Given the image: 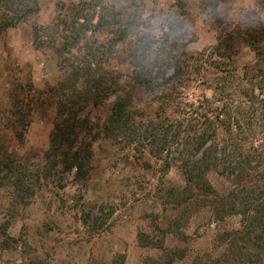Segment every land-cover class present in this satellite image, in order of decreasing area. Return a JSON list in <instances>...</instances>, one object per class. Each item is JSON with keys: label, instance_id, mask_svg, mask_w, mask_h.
I'll use <instances>...</instances> for the list:
<instances>
[{"label": "trees", "instance_id": "obj_1", "mask_svg": "<svg viewBox=\"0 0 264 264\" xmlns=\"http://www.w3.org/2000/svg\"><path fill=\"white\" fill-rule=\"evenodd\" d=\"M143 5V0L119 5L55 0L52 20L42 25L35 20L40 0H0V35L30 20L34 48H50L60 74L55 84L37 90L30 68L15 66L7 89L11 117L5 122L0 108V127L21 142L37 106H52L54 114L41 167L33 169L29 155L14 157L0 133V189L9 188L12 200L23 204L56 173L59 179L72 173L85 186L93 143L109 137L127 149L131 163L149 168L150 158L161 171L171 165L180 170L185 186L170 190L175 199L170 208H178L180 193L186 204L203 201L216 220L239 216L238 228L217 236L224 246L207 257L208 264H264V22L246 19L235 29L223 27L214 44L192 53L186 46L196 35L185 0L169 4L158 34ZM238 38L255 55L242 67L234 57ZM122 54L129 74L106 68L111 57ZM7 63L15 60L9 56ZM190 86L212 93L186 101ZM136 88L146 95L140 104ZM211 171L232 186L215 190L207 178ZM91 208L80 219L96 231L112 208L105 203ZM179 251H165L153 264H172L183 257ZM118 264H126L123 256Z\"/></svg>", "mask_w": 264, "mask_h": 264}, {"label": "rangeland", "instance_id": "obj_2", "mask_svg": "<svg viewBox=\"0 0 264 264\" xmlns=\"http://www.w3.org/2000/svg\"><path fill=\"white\" fill-rule=\"evenodd\" d=\"M108 1L115 5L128 2ZM173 1L143 0V14L151 20L155 34L159 33L160 21ZM200 1L185 0L192 20L190 28L196 35L186 46L192 53L214 44L223 27L235 29L246 19L264 22V0H223L217 4L204 0L206 5ZM54 3L55 0H40L36 22L45 25L52 20ZM30 22L19 23L0 35V108L6 112L5 122L11 117L7 89L16 73L15 66L30 68L37 90H43L45 84H55L60 75L52 50L34 48ZM236 47L237 66L255 60L254 52L239 38ZM121 48L119 44L116 53ZM9 56L15 63H7ZM105 66L123 74L131 72L123 54L111 57ZM184 92L186 101L199 98L202 92L208 97L212 93L202 86H190ZM134 93L139 104L145 101L141 88H136ZM53 114L54 107L37 106L21 142L12 141L10 133L0 127L11 154L16 158L29 155L33 169L44 163ZM126 150L109 137L98 138L93 143L92 167L85 186L77 183L72 173L64 174L61 179L56 173L55 178H48L23 204L12 200L9 188H1L0 264H118L122 256L126 264H153L171 249L180 250L177 256L183 254L174 258L172 264H208L207 257L224 246L217 236L238 228L239 216L216 220L203 201L195 203L190 199L186 204L180 193L177 202L180 205L170 208L175 202L170 190L176 192L185 186L180 170L171 165L161 171L159 162L156 164L150 158L149 168L140 167L126 160ZM207 178L220 193L232 186L229 180L212 171L207 173ZM99 203L109 204L112 212L102 214L105 225L92 231L90 225L82 223L80 213ZM166 206L170 209L164 210Z\"/></svg>", "mask_w": 264, "mask_h": 264}]
</instances>
